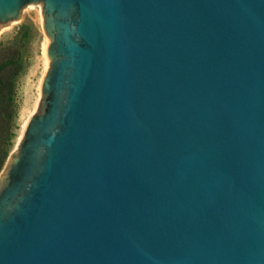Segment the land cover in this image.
Returning <instances> with one entry per match:
<instances>
[{"label":"water","instance_id":"water-1","mask_svg":"<svg viewBox=\"0 0 264 264\" xmlns=\"http://www.w3.org/2000/svg\"><path fill=\"white\" fill-rule=\"evenodd\" d=\"M42 5V98L0 172V264H264V0Z\"/></svg>","mask_w":264,"mask_h":264},{"label":"rangeland","instance_id":"rangeland-1","mask_svg":"<svg viewBox=\"0 0 264 264\" xmlns=\"http://www.w3.org/2000/svg\"><path fill=\"white\" fill-rule=\"evenodd\" d=\"M42 21V5L31 4L22 10L19 20L0 25V42L11 41L23 63L16 86L18 114L11 152L16 149L25 122L37 112L42 98L40 84L49 65L46 55L48 38L43 31Z\"/></svg>","mask_w":264,"mask_h":264},{"label":"trees","instance_id":"trees-1","mask_svg":"<svg viewBox=\"0 0 264 264\" xmlns=\"http://www.w3.org/2000/svg\"><path fill=\"white\" fill-rule=\"evenodd\" d=\"M20 53L11 41L0 42V172L14 143L17 118L16 86L22 73Z\"/></svg>","mask_w":264,"mask_h":264},{"label":"bare ground","instance_id":"bare-ground-1","mask_svg":"<svg viewBox=\"0 0 264 264\" xmlns=\"http://www.w3.org/2000/svg\"><path fill=\"white\" fill-rule=\"evenodd\" d=\"M48 45V44H47ZM48 58V57H47ZM49 62V61H48ZM49 66V65H48ZM44 77V76H43ZM41 85V84H40ZM29 120V119H28ZM28 120L25 122V124H24V126H23V130H22V132L24 131V128H25V126H26V124H27V122H28ZM21 135H22V133H21ZM20 135V136H21ZM20 138V137H19ZM19 140V139H18Z\"/></svg>","mask_w":264,"mask_h":264}]
</instances>
